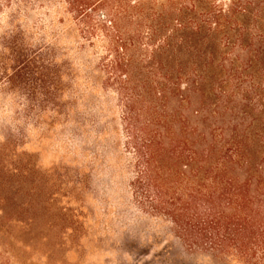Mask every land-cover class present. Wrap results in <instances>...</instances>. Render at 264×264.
Here are the masks:
<instances>
[{
	"label": "rangeland",
	"instance_id": "1",
	"mask_svg": "<svg viewBox=\"0 0 264 264\" xmlns=\"http://www.w3.org/2000/svg\"><path fill=\"white\" fill-rule=\"evenodd\" d=\"M62 1L22 5L25 18L16 5L0 10V264H242L190 251L170 222L141 209L133 194L138 156L128 137L125 104L112 79L107 83L114 76L105 64L114 54L106 51L107 38L99 36L93 45L85 37L79 30L84 25ZM10 12L28 33L34 23L45 26L35 38V53L18 51L6 40L13 29ZM238 22L221 21L216 25L226 31L190 37L184 46L182 61L189 68L208 59L222 62L221 89L202 97L185 88L186 99L171 97L158 109L164 126L150 127L181 133L197 125L207 137L202 142L214 141L223 151L239 141L241 163L264 179V34L257 27L264 15ZM241 24L244 31H238ZM218 41L226 45L213 53L208 46ZM45 44L55 51L48 55L44 48L46 60L37 64L57 72L58 105L30 106V72L18 69L17 58L39 56ZM134 65V81L147 79L137 60ZM137 99L136 109L144 107L139 125L154 122L150 99Z\"/></svg>",
	"mask_w": 264,
	"mask_h": 264
},
{
	"label": "trees",
	"instance_id": "2",
	"mask_svg": "<svg viewBox=\"0 0 264 264\" xmlns=\"http://www.w3.org/2000/svg\"><path fill=\"white\" fill-rule=\"evenodd\" d=\"M0 1V10L16 5L25 18L28 13L22 5L36 1L44 6L54 0ZM62 5L77 17L78 24L84 25L79 30L93 45L100 41L99 36L107 38L106 51L114 54L105 64L114 76L107 83L112 79L125 104L127 133L138 156L133 194L141 209L170 222L190 251L211 258L227 257L242 264H264V179L254 175L253 166L247 161L241 163L244 151L239 141L223 151L214 141L204 144L206 134L197 125L186 126L181 133L165 132L158 110L171 97L186 99L185 88L202 97L214 93L215 88L221 89L222 83L217 80L222 62L208 59L189 68L182 61L184 46L190 37L226 31L217 27L221 21L251 23L262 19L264 0H63ZM99 11L103 19L97 18ZM10 13L13 29L6 40L18 51L26 48V54L35 53L34 47L39 44L35 38L44 33L45 26L34 23L35 31L28 33L17 23L20 16ZM241 27L238 31H244L242 24ZM257 27L264 34V25ZM76 31L69 29L72 35ZM95 38L99 41L95 42ZM222 45L226 43L218 41L208 47L214 53ZM44 48L48 55L55 51L46 44L39 51ZM136 52L140 58L134 59ZM44 60L42 52L37 57L17 58L18 69L25 67L30 72L26 84L30 106H34L31 101L58 105L54 101L59 90L57 72L49 70L50 64L40 63ZM135 60L140 73H149L147 79H138L140 82H135L136 75L132 74ZM60 77H65V73ZM13 79L11 76L14 82ZM211 84L213 88L208 91ZM138 86L142 87L140 92ZM137 98L151 100L148 108L154 122L139 125L144 107L136 109ZM151 124L161 127L152 129ZM240 170L244 177L238 173Z\"/></svg>",
	"mask_w": 264,
	"mask_h": 264
}]
</instances>
